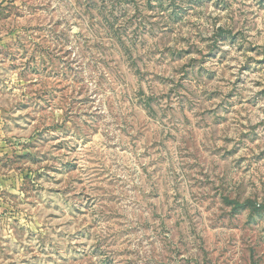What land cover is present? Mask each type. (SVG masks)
<instances>
[{"label":"rangeland","instance_id":"374dc122","mask_svg":"<svg viewBox=\"0 0 264 264\" xmlns=\"http://www.w3.org/2000/svg\"><path fill=\"white\" fill-rule=\"evenodd\" d=\"M0 264H264V0H0Z\"/></svg>","mask_w":264,"mask_h":264},{"label":"trees","instance_id":"16d2710c","mask_svg":"<svg viewBox=\"0 0 264 264\" xmlns=\"http://www.w3.org/2000/svg\"><path fill=\"white\" fill-rule=\"evenodd\" d=\"M233 204H235L236 207H245L247 205L246 203L240 204L238 202H233Z\"/></svg>","mask_w":264,"mask_h":264}]
</instances>
